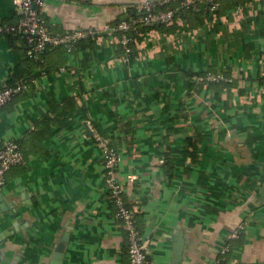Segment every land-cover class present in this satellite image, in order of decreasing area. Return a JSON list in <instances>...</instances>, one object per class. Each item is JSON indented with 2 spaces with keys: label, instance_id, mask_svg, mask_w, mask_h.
I'll return each mask as SVG.
<instances>
[{
  "label": "crops",
  "instance_id": "crops-1",
  "mask_svg": "<svg viewBox=\"0 0 264 264\" xmlns=\"http://www.w3.org/2000/svg\"><path fill=\"white\" fill-rule=\"evenodd\" d=\"M139 1L45 0L44 18L51 32L100 26L130 16ZM19 16L11 0H0V26ZM166 28L144 31L128 62L105 39L49 50L36 85L0 108V146L18 140L29 152L0 191V264H47L64 233L62 264H128L94 132L117 149L123 198L138 207L150 264L168 262L170 240L158 234L178 226L188 264H209L211 247L242 221L246 230L229 242L225 264H264V0H247L209 25L178 17ZM24 59L22 34L0 35V87L18 64L26 68ZM206 70L232 82L197 83ZM74 92L71 128L54 127L39 146L31 132L48 100ZM197 135L193 160L187 142Z\"/></svg>",
  "mask_w": 264,
  "mask_h": 264
},
{
  "label": "built area",
  "instance_id": "built-area-1",
  "mask_svg": "<svg viewBox=\"0 0 264 264\" xmlns=\"http://www.w3.org/2000/svg\"><path fill=\"white\" fill-rule=\"evenodd\" d=\"M15 9L20 11V16L15 23L0 26V31L20 32L24 34L26 41V54L37 59L38 54L47 48L62 46L68 53L74 49V45L82 39L91 38L94 42L105 39L111 44L121 47L120 60L128 62L134 55L132 44L143 35L142 26L155 24H172L176 18L174 8L162 7L170 0H141L131 5L133 14L119 21L107 22L100 26L89 25L81 28L67 30L61 33L51 32L46 24L44 13L45 0H11ZM205 1L208 4L210 19H205V24L215 22L218 16L215 13L216 0H181L180 4L189 5ZM180 8V7H179ZM134 15V16H133ZM153 30V29H151ZM62 66L59 71H67ZM72 70H70L71 72ZM260 91L264 92V71L260 75ZM195 81L203 86L210 83H230L232 78L222 71H204L195 76ZM37 83V78L28 84L24 81L4 85L0 90V108L9 103L15 96L28 91L30 84ZM76 97V93H73ZM88 122V121H86ZM94 140L102 149L101 165L103 169L104 187L113 207L116 220L120 222L125 232L127 241L128 264H150L146 256L145 240L138 227L136 214L137 206H129L123 198V186L117 177L118 152L109 142V138L99 133H93ZM24 162V155L20 144L16 140H8L0 146V191L6 183V174L14 166ZM247 222L238 223L228 234L226 242L220 245L209 261V264H222L224 255L230 250V241L238 239L246 230Z\"/></svg>",
  "mask_w": 264,
  "mask_h": 264
},
{
  "label": "trees",
  "instance_id": "trees-1",
  "mask_svg": "<svg viewBox=\"0 0 264 264\" xmlns=\"http://www.w3.org/2000/svg\"><path fill=\"white\" fill-rule=\"evenodd\" d=\"M245 1L247 0H216L217 7L215 9V13L217 16H220L221 14L225 13L226 10L233 9L234 7H236L239 4L244 3ZM180 2L181 0H170L168 3H165L162 7L174 8L176 10V13H175L176 18L179 17L185 20L186 23L190 26L200 25L204 21V19L206 18L210 19L208 4L205 1L196 2L195 4H189V5H183V6H181ZM46 24L48 25L47 21H46ZM165 27H166L165 24H155L152 26H142L140 29L142 31H147L151 29H155L158 31L168 30L167 28L165 29ZM17 33L18 32L0 31V35H6L7 37L9 36L12 37ZM56 33H61V32H56ZM22 38H23V43H24V54H25V59L23 61L26 63L25 64L26 68L24 69L23 65L18 64L15 67L13 76L6 81L5 85L7 86L13 84L14 82H18V81H24L29 84L32 79L38 78V76L41 73L45 72L48 69V67H46L45 60H44L45 53L52 49L63 48L62 46H58L54 48H47L38 54L37 59H33L26 54L27 45H26L24 34H22ZM93 43L94 41L91 38L79 40L74 45L73 50H77V49L82 50L87 47H92ZM62 66L59 65L57 67V70H59V68ZM260 82H262L261 78L259 79V83ZM210 84H213V83H210ZM31 86L32 85L30 84L29 89L31 88ZM2 88L3 87H0V90H2ZM47 105H48V110H49L48 113L42 116V118L38 121L36 129L32 130L31 132V134L33 135V138L36 140V143L39 146L42 140L50 137V135L54 133V130H53L54 127L55 128L57 127V130H60L62 128L69 130L71 128V120L69 118V115L70 113L76 111V109L78 108L73 95L64 97L60 100L56 98H51L48 100ZM120 126H122V128L120 127V129H122L125 133L130 132L129 131L130 127L128 123L124 122L120 124ZM16 141L20 144V149L24 155V160H25L26 156L29 155V152H27V150L24 148L25 146L23 142L18 141V140ZM109 142L111 144V140H109ZM198 143H199L198 135L195 137V139L189 140L187 142L188 147L191 148V151L189 153L192 156L193 160L196 159L195 151H196V148H197L196 146ZM43 154L45 155L46 152H43ZM171 160H172L171 158L166 157V162L169 164V168H168L169 175H171V170H172V167L170 165ZM225 262L226 260L223 259L222 264H225Z\"/></svg>",
  "mask_w": 264,
  "mask_h": 264
},
{
  "label": "water",
  "instance_id": "water-1",
  "mask_svg": "<svg viewBox=\"0 0 264 264\" xmlns=\"http://www.w3.org/2000/svg\"><path fill=\"white\" fill-rule=\"evenodd\" d=\"M85 124L89 126L88 128H90L89 122H85ZM90 131L92 134L93 130L90 129ZM0 213H1V210H0ZM180 228L181 227L178 226L171 233H165V235H163V233L161 232L158 234V237H162L164 239L166 238L170 240L169 246H165V249H167V247L170 249V257L166 264H188L186 260L187 252H185L186 243H187L186 237H185V233ZM1 238H3L2 235L0 237V240ZM68 241H69L68 233H64L61 236L60 240L56 243V245L53 246L52 252L50 253L47 264H62L66 245ZM218 247H219L218 244L211 247V254L209 256L208 262L214 257V254L216 253Z\"/></svg>",
  "mask_w": 264,
  "mask_h": 264
}]
</instances>
